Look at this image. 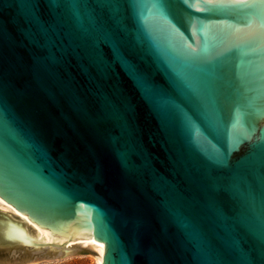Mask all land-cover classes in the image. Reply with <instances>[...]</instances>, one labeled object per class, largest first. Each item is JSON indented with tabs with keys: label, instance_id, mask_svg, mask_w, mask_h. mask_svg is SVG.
Masks as SVG:
<instances>
[{
	"label": "water",
	"instance_id": "obj_1",
	"mask_svg": "<svg viewBox=\"0 0 264 264\" xmlns=\"http://www.w3.org/2000/svg\"><path fill=\"white\" fill-rule=\"evenodd\" d=\"M222 3L0 0V264H264V5Z\"/></svg>",
	"mask_w": 264,
	"mask_h": 264
},
{
	"label": "rangeland",
	"instance_id": "obj_2",
	"mask_svg": "<svg viewBox=\"0 0 264 264\" xmlns=\"http://www.w3.org/2000/svg\"><path fill=\"white\" fill-rule=\"evenodd\" d=\"M31 264H94V258L89 255H76L50 261H39Z\"/></svg>",
	"mask_w": 264,
	"mask_h": 264
},
{
	"label": "snow or ice",
	"instance_id": "obj_3",
	"mask_svg": "<svg viewBox=\"0 0 264 264\" xmlns=\"http://www.w3.org/2000/svg\"><path fill=\"white\" fill-rule=\"evenodd\" d=\"M230 2L232 4H236L237 2H242V3H244L245 6L251 7V8L255 5H264V0H251V3H248V0H230ZM185 3H187V0H185ZM217 3L220 6H224L222 3V0H217ZM205 4L211 5V0H205ZM189 7H191V5H189ZM260 242H261V248H262V250H264V241L260 240Z\"/></svg>",
	"mask_w": 264,
	"mask_h": 264
},
{
	"label": "bare ground",
	"instance_id": "obj_4",
	"mask_svg": "<svg viewBox=\"0 0 264 264\" xmlns=\"http://www.w3.org/2000/svg\"><path fill=\"white\" fill-rule=\"evenodd\" d=\"M94 264H97L96 260L94 259Z\"/></svg>",
	"mask_w": 264,
	"mask_h": 264
}]
</instances>
